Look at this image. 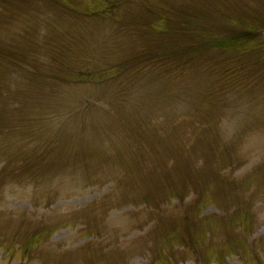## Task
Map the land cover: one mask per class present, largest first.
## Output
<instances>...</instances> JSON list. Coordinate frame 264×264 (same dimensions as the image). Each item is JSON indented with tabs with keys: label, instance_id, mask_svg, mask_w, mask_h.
Masks as SVG:
<instances>
[{
	"label": "rangeland",
	"instance_id": "rangeland-1",
	"mask_svg": "<svg viewBox=\"0 0 264 264\" xmlns=\"http://www.w3.org/2000/svg\"><path fill=\"white\" fill-rule=\"evenodd\" d=\"M0 264H264V0H0Z\"/></svg>",
	"mask_w": 264,
	"mask_h": 264
}]
</instances>
